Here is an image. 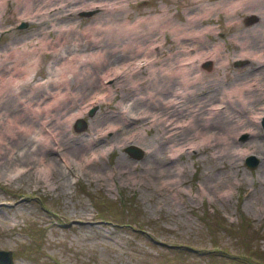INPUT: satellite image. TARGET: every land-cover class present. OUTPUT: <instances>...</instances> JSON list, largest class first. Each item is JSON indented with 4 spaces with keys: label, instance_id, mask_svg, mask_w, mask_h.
<instances>
[{
    "label": "rangeland",
    "instance_id": "obj_1",
    "mask_svg": "<svg viewBox=\"0 0 264 264\" xmlns=\"http://www.w3.org/2000/svg\"><path fill=\"white\" fill-rule=\"evenodd\" d=\"M14 1L3 0L0 12V63H8L7 67L5 64L0 66L7 69V74L0 71V74L5 73L1 74L0 79L3 80L0 81L6 79L7 83L3 82L2 87L8 85L7 89H0V132L4 127L6 134L9 130L16 134L15 139L9 134L5 136H8L3 146L6 153L0 154V250L11 252L12 264H234V256L248 254L249 250L264 253V134L258 123L251 122L254 116L264 114V100L250 107L254 108V113L261 115H250L247 112H232L237 105H221L215 96H211L215 89L213 84L224 88V84L234 83L238 77L260 71L257 63L236 59L240 50L236 45L239 41L233 39L238 34L249 41L251 49L259 48L256 46L261 42L258 28L264 25V13L260 16L254 10L264 12V4L248 7V0H33L37 14L31 11L23 20L20 14L23 9L25 11L26 0ZM94 6L97 7L94 12L87 16L79 15L94 9ZM250 15L254 20L244 21ZM21 22H25L26 26L18 28ZM107 22L118 26H110L108 30L102 26ZM52 26H58L59 35L52 30ZM59 26L63 27L60 29ZM71 26L73 29L69 30ZM146 34H150L147 42L152 41L142 44L144 52L137 50V46L132 48L127 40L130 38L133 41L139 38L138 35ZM43 40L45 42H41ZM23 42L34 43L35 46L24 45ZM116 43L121 47L114 45ZM152 43H158L159 48L153 47L150 51L148 45ZM216 44L220 45V53L217 60L214 58L209 62L210 68L206 71L202 66L209 59L199 63L197 56L203 58L202 55L215 48ZM126 45L127 54L133 55L138 51L139 56L147 55L157 62L153 71L160 73L157 75L161 78L159 85H164L170 77L174 78L177 71H183V67L175 65V53L182 51L181 60L194 56V63L198 64L195 71L189 74L183 71L181 74L192 85L191 92H195L188 98L184 96V104L201 101L204 110L214 108L212 120L215 121L227 115L231 125L237 118L245 121L244 126H238L237 130L234 124H229L230 130L226 131L230 137L238 134L233 137L234 147L229 144L231 147L224 150L227 153L222 150L224 155L221 152V157H216L212 145L216 143L218 146L220 136L213 138L212 145H198L192 151L187 140L172 141L176 137L172 133L177 130L185 134L189 132L187 135L197 142L199 138L194 137L193 125L188 132L181 126L164 133L158 132L157 124L151 123V118L146 121L133 119L129 124L127 120L123 121L120 114H126L128 110H132L131 115L147 110L146 117L160 113L149 101L159 99L160 102L161 97L170 96L172 91L168 88L167 93H164L166 90L161 92V88L153 83L155 79L150 80L149 70L132 73L139 68L133 69L131 60L126 61L131 76L122 80L112 75V67L116 66L114 63L121 61L115 59L111 50L119 51ZM24 47L34 51L37 62L33 71L22 73L17 68L13 69V64L15 49L22 50ZM186 50L191 52L185 54ZM206 57H210L209 53ZM168 58H172L173 67L162 66ZM107 62L114 66L103 76ZM74 67H77L76 71H73ZM86 70H89L87 76L91 77L85 76L84 79L76 75L77 71ZM171 70L175 71L174 74ZM52 72L54 77H50ZM179 77L175 76L177 81H181ZM13 79L20 82L19 85L15 82L16 85L13 83L11 86ZM214 79L221 82H214ZM129 80L139 81L136 88L125 84ZM176 80L172 81L177 89ZM48 81L62 86L67 84L66 89L59 86L58 91L51 86L56 90L55 94H61L63 99L59 97L55 100L48 94L54 92L50 86L47 89ZM17 89L18 92L28 90L31 99L28 97L25 99L28 102L22 105L19 99L18 103L15 96ZM184 89H181L182 92H185ZM41 95L46 96L41 98ZM97 96L105 100L96 103ZM217 96L221 99V94ZM38 98L43 101L37 104L40 109H35ZM231 99L236 100L235 95ZM185 105L180 104L178 108ZM52 108L60 111L63 117L58 116L65 130L60 132L61 145L58 146L61 148L53 156L51 153L50 157L38 160V156L30 153V140L35 137L17 133L20 132L18 120L25 113L29 116V112L30 116L33 112L52 113ZM12 109L13 112H9ZM89 109L94 110L87 116ZM76 110H81V115L73 118L74 121L69 120L72 123L64 127L65 114ZM204 110L201 109L202 117L206 116ZM177 112L175 108H168L163 117L168 116L173 122L186 118L185 111ZM79 117L84 120L85 128L76 132L73 127ZM49 121L45 123L47 126L51 124ZM245 131L253 134L248 135ZM130 137H134L131 139L140 145H129L126 141ZM87 139H92L94 144L84 146ZM162 140L166 142L161 143ZM171 141L175 147H171L174 145ZM253 141L259 142V145ZM127 147L139 150L140 156L136 158L126 153ZM148 148L154 155L147 152ZM242 153L244 156L239 158ZM26 155L28 158L24 157ZM249 156L255 161L251 168L244 165V159ZM50 158L57 168L52 169L44 183L41 181L40 162L52 166ZM71 161L73 168L68 171L65 164ZM74 162L75 165L84 164V173L75 168L77 165ZM15 169L23 175L20 172L12 175ZM59 169L65 170V179L58 177Z\"/></svg>",
    "mask_w": 264,
    "mask_h": 264
},
{
    "label": "bare ground",
    "instance_id": "obj_2",
    "mask_svg": "<svg viewBox=\"0 0 264 264\" xmlns=\"http://www.w3.org/2000/svg\"><path fill=\"white\" fill-rule=\"evenodd\" d=\"M15 1H17V0H15ZM14 1V2H15ZM234 1H236V0H234ZM249 2H250V4H249V2H248V7H251L252 5H255V6H260V5H262V4H264V0H248ZM34 2L35 1H33V0H26V2H25V6H26V8H25V6H23L24 5V3H23V8H25V11H24V9H23V13H21L20 15H21V17H23V20H24V17L27 15V16H29V14H31L30 12L31 11H35V8H36V6L34 7ZM78 2V1H77ZM233 1H231V3H232ZM2 3H3V0H0V12L2 11L1 10V7H2ZM36 3V2H35ZM98 3V2H97ZM103 3V2H102ZM16 4V3H15ZM21 4V3H20ZM79 4H81V3H79ZM246 4V3H245ZM4 5V4H3ZM6 5V4H5ZM14 5V4H13ZM36 5V4H35ZM61 5H63V4H61ZM106 5V4H105ZM96 6H97V4H96ZM247 6V5H246ZM19 7V6H18ZM18 7H17V9H18ZM20 7H21V5H20ZM52 7V6H51ZM56 7V6H55ZM95 7V6H94ZM240 7V6H239ZM110 8H112V6L111 7H109V9ZM115 8H116V6H115ZM117 8H119V7H117ZM234 8H236V7H234ZM242 8H243V6H242ZM247 8V7H246ZM246 8H244V10L246 9ZM259 8V7H258ZM257 8V9H258ZM262 8V7H261ZM38 9V8H37ZM62 9V8H61ZM22 10V9H21ZM40 10V9H39ZM67 10V9H66ZM118 10V9H117ZM120 10V9H119ZM234 10V9H233ZM243 10V9H242ZM20 11V10H19ZM64 11V10H63ZM74 11V10H73ZM75 11H77V9L75 10ZM112 11V10H111ZM125 11V10H124ZM261 10L259 9V11L258 10H254V13H260V16L262 15V13H264V12H260ZM15 12H16V9H15ZM32 12V13H33ZM51 12V11H50ZM65 12V11H64ZM120 12H121V10H120ZM35 13L37 14V10L35 11ZM47 13V12H46ZM55 13V12H54ZM57 13V12H56ZM258 13V14H259ZM1 14V13H0ZM4 15V14H3ZM55 15V14H54ZM67 15V14H66ZM47 16V15H46ZM258 16V15H257ZM42 17H44V16H42ZM51 17V16H50ZM49 17V18H50ZM256 17V16H255ZM259 17V16H258ZM1 18V17H0ZM41 18V17H40ZM47 18V17H46ZM39 19V18H38ZM42 19V18H41ZM56 19V18H55ZM48 20V19H47ZM49 21V20H48ZM264 21V20H263ZM41 24V23H40ZM43 24V23H42ZM51 24V23H50ZM115 24H117V23H115ZM187 24V23H186ZM57 25V24H56ZM73 26H74V24H73ZM73 26H71L70 28H69V30L70 29H73ZM102 26H106V28H108V30L110 29V26H118V25H114V24H112V23H109V22H107L106 24H104V25H102ZM189 26V25H188ZM187 26V27H188ZM61 27H63V26H59V28L61 29ZM1 28V27H0ZM51 28V27H50ZM52 30H56L57 28H58V26H55V27H53L52 26ZM99 29V28H98ZM98 29H96V30H98ZM258 32H259V34H260V40H261V42H259V44H257L256 46L258 47L259 46V48L257 49V50H254V49H251V47H250V44H248L249 43V41H247L244 37H239L238 36V34L235 36V39H233V40H235V41H239L236 45L238 46V48L240 49L239 50V52H238V54H237V56H236V59H247V60H249V61H252V62H255V63H257V65H258V68H260V71L259 72H256V73H250V74H247V75H244L242 78L240 77H238V78H236L233 82L234 83H231V84H224L225 85V87L223 88V87H219L218 86V84H213L215 87V89L213 90V92L214 93H216V94H213L212 95V93H211V96H215L216 97V101H219L220 102V104L221 105H228V107H229V104H235V105H237V109H236V107H235V105H234V107H235V109H233V108H229L230 110H232V112H235V113H251L250 115H258V114H260L261 115V113H259V112H257V113H254V108L253 109H251L250 107H251V105L253 104V103H258V102H261L262 100H264V25L262 26V27H259L258 28ZM41 31V30H40ZM257 31V30H256ZM56 32H57V35H59L60 34V32L58 33V31L56 30ZM124 32H126V31H124ZM257 32V33H258ZM108 34V33H107ZM259 34H258V36H259ZM37 36V35H36ZM46 36H48V33H47V35ZM107 36H109V35H107ZM137 36V35H136ZM147 36L149 37L150 36V34H146V35H138V37L139 38H137L136 40H131L130 38L129 39H127L128 40V42H129V44H131V46H132V48L134 47V46H137L138 47V49L137 50H140L141 52H144L145 51V49H144V47H143V45L142 44H144L145 42L146 43H150L152 40H150L149 42H147V40H148V38H147ZM151 37H153V36H151ZM44 38V37H43ZM42 38V39H43ZM145 38H147V39H145ZM154 38V37H153ZM40 39V38H39ZM41 39V40H42ZM141 39L142 41H139V40ZM152 39V38H151ZM238 39H240V40H238ZM117 40V39H116ZM115 40V41H116ZM27 41V40H26ZM117 41H119V40H117ZM41 42H45V40H43V41H41ZM153 42H155V41H153ZM29 44H31L30 42H28ZM28 43H26V42H23V44L24 45H27ZM123 45H124V41L123 42H121ZM261 43V44H260ZM141 44V45H140ZM32 45V47H34L35 46V44L34 43H32L31 44ZM30 45V46H31ZM76 45V44H75ZM111 45V44H110ZM114 45H117L118 47H121V45L120 44H114ZM128 45H126L123 49H121V50H119V51H116V50H111V52H113V53H111V54H113L114 55V57H115V59L116 60H120L121 61V63L119 62V63H114L116 66H114V65H112V66H114V67H112V66H110L111 64L110 63H106L105 64V68L107 69V70H105V72H104V74H103V76H105V74H107L110 70H111V68L110 67H112L113 69L111 70V74L112 75H114V76H116V78H122V80L123 79H125V78H127L128 76H131V74L132 73H135V72H138V71H142L143 69H145V70H149V71H151L150 72V74H149V76H150V80L151 81H153L154 79H155V81H153V83H155V84H157V88H161V92H163V90H166V91H164V93L166 92L167 93V90H168V88H170L171 90V93H169V95L170 96H168V97H165L166 95H164L163 97H161L162 98V100L160 99V102H159V99L158 100H156V101H149V103L151 104V105H153L154 106V108L155 109H157L158 108V110H159V112L160 113H156V114H154V115H152V114H150L148 117H146V111H138V114H132L131 115V111L132 110H128V113H126V114H124V113H122V111H121V113L122 114H120L121 115V119L123 120V121H128V124L130 123V122H132L133 121V119H140L141 118V120L142 121H146V119L148 118V119H150L151 118V120H152V122L151 123H156L157 125V127H158V132H167V131H171V129L173 130V129H176L177 127H181V128H183L182 130H187V132H188V130H190L191 129V126L193 125L194 126V128H193V130L192 131H194L195 132V135L196 136H194V137H197L198 136V138H199V140L196 142L195 140H193V137L192 136H188L187 134L189 133H187V134H185L184 132H179V131H174L175 133H172V134H174V135H172V136H176L174 139H172V141L174 142V141H178L179 139L181 140H183V141H185V140H187V142L189 143L188 145H190L188 148L189 149H191V151L193 150V149H195L196 147H198V145L200 146L201 145V147H203V145L204 146H206V145H212L213 143H210V142H212V141H214L213 140V138L215 137V136H220L219 137V141H220V143L218 144V146H217V144L216 143H214L212 146L215 148V152L213 153V154H215V156L216 157H221L220 155H222L223 154V152H222V150L224 151L225 149H227V148H229V147H231V146H229V144H231L232 142H233V137H234V135H236L234 132H236V131H234L235 129L237 130V128H238V126H241L242 124H243V126H244V123H245V121H242L241 122V120H239L238 118L236 119V122H233V126H234V130H232V131H234L233 133H234V135L232 134L231 135V137L230 136H228V134L229 133H227L226 131H228V127H230L229 126V124L230 123H228L229 122V120H228V115L227 116H224L223 118H221L220 116V118L218 119V120H212V117H213V115L212 114H215V113H213V110H214V108H205V110H204V106H202V102L200 101H197L196 103H193V104H187V105H185L184 103H185V101H183L184 100V96H186L187 98L188 97H190V95H192V93H194L195 94V92L193 91V92H191V87H192V85L191 84H189V82H187V80H185L184 78L185 77H183V75H181V74H183V71H187L188 72V74L189 73H192V72H194L195 71V67L196 66H198V64L197 65H195V63H194V56L193 57H188V58H186V59H184V60H181L183 57H181L183 54H182V51L180 52V53H175L174 54V59H177V62L175 63V65H179V66H181V67H183L184 69H183V71H177V73H173V72H175V71H173V70H171V72H172V74H174V78H169V80H168V82H166V83H164V85H159V83H160V77L159 76H157V75H159L160 73H158V72H154L153 71V69H155V65H156V61L154 60L153 61V59L152 58H149V56H147V55H143V56H139V54H138V51H135V53L132 55V54H127V52L125 51V50H127V47ZM149 47V50L150 51H152V48L153 47H156V49L157 48H159V44L157 43V45H156V43H152V44H150V45H148ZM113 47V46H112ZM111 47V48H112ZM81 48V47H80ZM213 48V47H212ZM116 49H117V47H116ZM33 50H34V48H33ZM181 50H182V48H181ZM220 45L219 44H216V47L215 48H213V49H210V50H206L207 52L205 53V54H203L202 56H203V58L202 57H198L197 56V60H198V62L200 63V62H202V61H207L208 59V61L209 62H211L212 61V59H214V58H216L217 56H218V53H220ZM191 51H185V54H188V53H190ZM6 53V52H5ZM13 54H14V52H12ZM68 53V52H67ZM71 53V52H70ZM70 53H69V55H70ZM198 53H199V49H198ZM209 53V56L210 57H206L207 56V54ZM8 54V53H7ZM12 54V55H13ZM15 54H16V56H15V60H14V64H13V69H16L17 68V70L18 71H23L22 73H25L24 71H33L32 69H33V67H35V65H36V62H37V58L34 56V51H28V50H26V48L24 47L22 50H19V49H15ZM110 54V55H111ZM119 54H121L119 57H118V55ZM135 54L137 55V56H135ZM68 55V54H67ZM200 55V54H199ZM205 55V56H204ZM59 56V55H58ZM63 56V58H65L64 57V55H62ZM222 56V55H221ZM8 57V56H7ZM67 57V56H66ZM70 57V56H69ZM73 57H74V55H73ZM73 57H72V59H73ZM81 57V56H80ZM112 57V56H111ZM196 57V56H195ZM245 57V58H244ZM57 58V57H56ZM59 58V57H58ZM63 58H62V60H63ZM121 58V59H120ZM234 58V57H233ZM11 59V58H10ZM134 59H137L136 61L134 60ZM207 59V60H206ZM235 59V58H234ZM66 60V59H65ZM81 60V59H80ZM129 60H131V63H134L133 64V66H131L133 69H135V68H139V70H137V71H134V72H132V73H130L129 71H131L130 69H129V67H127V65L126 64H128V62H126V61H129ZM168 60V61H167ZM166 61H164L163 63H162V66H174V65H172V58H168ZM216 60H217V58H216ZM9 61V60H8ZM11 61V60H10ZM207 61V62H208ZM4 62V61H3ZM3 62H1L0 63V66H3L5 63H3ZM214 62V61H213ZM13 63V62H12ZM223 63H228V62H223ZM6 64H8V63H6ZM6 64H5V66H6ZM153 64V65H152ZM150 65H152V66H150ZM223 66H224V64H222L221 65V69L223 68ZM7 67V66H6ZM87 67V66H86ZM108 67V68H107ZM37 68V67H36ZM77 68V67H76ZM76 68L74 67V69L75 70H73V71H76ZM79 68V67H78ZM85 68V67H84ZM84 68H83V70H84ZM102 68H103V66H102ZM104 68V69H105ZM70 69V68H69ZM5 71L6 72V70L7 69H3V68H1L0 67V71ZM16 70V71H17ZM51 70V69H50ZM78 70H82V69H78ZM9 71V70H8ZM36 71V70H35ZM52 71V70H51ZM20 72V73H21ZM72 72V71H71ZM27 73H29V72H27ZM72 73H74V72H72ZM76 73V72H75ZM1 74H4L5 75V73H2L1 72ZM1 74H0V76H1ZM6 74H7V72H6ZM87 74H89V70H88V72H87V70L86 71H81V72H79V71H77V76H83V78L86 76L87 78H89V77H91V76H87ZM4 75H2V76H4ZM91 75V74H90ZM176 75H180V77L179 78H181V81H177L176 80V78H175V76ZM9 76H11V75H9V73H8V77ZM13 76V75H12ZM32 76V75H31ZM50 76V75H49ZM76 76V77H77ZM157 76V77H156ZM249 76H253L252 77V79H250V78H248ZM20 77V76H19ZM50 77H54V72H52V75L50 76ZM10 78V77H9ZM12 78V77H11ZM82 77H81V79H83ZM110 78V77H109ZM19 79H21V78H19ZM85 79V78H84ZM100 79V78H99ZM174 79L177 81L176 83H177V85H179V86H177L178 88L176 89V86L175 87H173V81H174ZM0 80H3V78H1ZM5 80L6 79H4V81H0V89H7V87H8V85H7V87L5 86V87H2L3 85L2 84H7L6 82H5ZM10 80V79H9ZM120 80V79H119ZM173 80V81H172ZM196 80H199V79H195V81ZM215 81L214 82H218L219 81V83L221 82L219 79H214ZM82 81V80H81ZM84 81V80H83ZM105 81V80H104ZM118 81V80H117ZM4 82V83H3ZM15 82L17 83L18 81H14V79H13V81L11 82V86H12V84L14 83L15 84ZM68 82V81H67ZM138 82L139 81H132V80H129L128 82L127 81H125V84H127L128 85V87H130V88H136V86L138 85ZM213 82V81H212ZM213 82V83H214ZM10 83V82H9ZM19 83L20 82H18V85H19ZM71 83V82H70ZM69 83V84H70ZM90 83V82H89ZM91 83H92V81H91ZM94 83V82H93ZM152 83V82H151ZM152 83V84H153ZM175 83V82H174ZM13 84V85H14ZM23 84V83H22ZM68 84V85H69ZM103 84V83H102ZM166 84V85H165ZM16 85V84H15ZM94 85V84H93ZM49 86L51 87V86H54V87H56L57 89V91L58 90H60V89H58L59 88V86H61V87H63L64 89H66L67 88V84H65V85H59L58 83H56V82H54V81H48V85L46 86L47 87V89L49 88ZM92 86V85H91ZM97 86V85H96ZM95 86V87H96ZM169 86V87H168ZM35 87H37V86H35ZM101 87V86H100ZM183 87H185V89H184V91L186 92V94H185V92H182V88ZM208 87V86H207ZM9 88H11L10 86H9ZM22 88V87H21ZM52 88V87H51ZM62 88V89H63ZM212 88V87H211ZM12 89V88H11ZM11 89H9V90H11ZM13 89H15V88H13ZM20 89V88H19ZM89 90H90V87L88 88ZM93 89H95V88H93ZM203 89V88H202ZM46 90V89H45ZM49 90V89H48ZM52 90H54V88H52ZM56 90H54V92L52 91V93H48V94H51V96H53L52 98H54L55 100L57 99V98H62L63 99V97L61 96V94H59V93H57V94H55V91ZM88 90V91H89ZM109 90V89H108ZM194 90V89H193ZM210 90V89H209ZM212 90V89H211ZM2 91H4V90H2ZM6 91V90H5ZM12 91V90H11ZM51 91V90H50ZM68 91V90H67ZM8 92V91H7ZM7 92H3L4 94H6ZM27 92H28V90H27ZM26 91H23V90H21V91H19L18 92V89H17V91H15V96L17 97V99H16V97H15V101L17 100V102L19 103V99L21 100V105L22 104H24V103H26V102H28V101H26L25 99H27L28 97H30L29 96V94H30V92L29 93H27ZM91 92V91H90ZM159 92V91H158ZM36 93V92H35ZM47 94V93H46ZM81 94V93H80ZM158 94V93H157ZM174 94H175V96H174ZM221 94V99H217L218 98V96L217 95H220ZM11 95V94H10ZM13 95V94H12ZM11 95V96H12ZM33 95H34V93H33ZM101 95V94H100ZM162 95H163V93H162ZM200 95V94H199ZM208 95V94H207ZM235 95V98H236V100H234V101H232V99H231V96L233 97ZM2 96H4V95H2ZM5 96H7V95H5ZM46 96V95H45ZM44 95H41V98H44L45 97ZM86 96V95H85ZM150 96V95H149ZM193 96V95H192ZM210 96V97H211ZM32 97V96H31ZM31 97L29 98V99H31ZM76 97H77V95H76ZM81 97V96H80ZM88 97V96H87ZM106 97V96H105ZM204 97V96H203ZM48 98V97H47ZM168 98H171L170 100H168ZM193 98H195V97H193ZM213 98V97H212ZM24 99V100H23ZM49 99H50V97H49ZM95 101H96V103L97 102H99V101H102V100H105V98H103L102 99V97H100V96H97V97H95ZM186 99V98H185ZM192 99V98H191ZM205 99V98H204ZM2 100V99H1ZM10 100V99H9ZM48 100V99H47ZM78 100H80V99H78ZM180 100H182V101H180ZM197 100V99H196ZM30 101V100H29ZM43 100H39V98H38V100H36L35 101V106L37 107V108H35V109H40V106L39 105H37V104H39V103H41ZM58 101V100H57ZM57 101H55V103L54 104H56V102ZM91 101V100H90ZM107 101V100H106ZM194 101V100H193ZM205 101H206V99H205ZM204 101V102H205ZM8 101H6V103H7ZM34 102V101H33ZM199 102V103H198ZM17 103V104H18ZM74 103V102H73ZM144 103V102H143ZM143 103H140L141 105L143 104ZM147 103H148V101H147ZM155 103V104H154ZM211 103V102H210ZM16 104V105H17ZM32 104V103H31ZM33 104V105H34ZM69 104H70V102H69ZM138 104V103H137ZM180 104H182V105H185V106H182V108H180L181 106H180ZM217 104H218V102H217ZM216 104V105H217ZM20 105V104H19ZM20 105V106H21ZM161 105V106H160ZM205 105H210V107H211V104H208V102H207V104H206V102H205ZM213 105V104H212ZM27 106H29V105H27ZM178 106H180L179 108H178ZM214 106H215V104H214ZM219 106V105H218ZM233 106V105H232ZM5 107V106H4ZM7 107V106H6ZM13 107V106H12ZM18 107V106H17ZM22 107V106H21ZM24 107V106H23ZM22 107V109H24ZM29 107H31L32 108V106H29ZM61 106H59V108H60ZM70 107V106H69ZM125 107V106H124ZM124 107H122V109L124 108ZM126 107H128V106H126ZM206 107V106H205ZM231 107V106H230ZM27 108V107H26ZM56 108H58V107H56ZM71 108V107H70ZM153 108V107H152ZM174 109L175 108V110L176 111H185L186 112V118L185 119H182V118H180V119H178V118H176V119H178V120H176L175 122H173L172 120L170 121V118L167 116L166 118H164L163 116L165 115V113L167 112V109ZM203 108V110H204V114H206V116L205 117H202L201 116V114H203V111H201V109ZM21 109V108H20ZM30 109V108H29ZM48 109V108H47ZM47 109H45V110H47ZM67 109V108H66ZM121 109V110H122ZM126 109V108H125ZM11 110V109H10ZM9 110V112H13V109H12V111H10ZM27 110V109H26ZM26 110H23V111H26ZM32 109H30V111H31ZM51 110V109H50ZM49 110V111H50ZM141 110V109H140ZM145 110V109H144ZM224 110V109H223ZM7 111V110H6ZM36 111V110H35ZM229 111V110H228ZM14 112H15V110H14ZM17 112H18V110H17ZM15 113V114H18V113ZM21 112V111H20ZM53 112H56V111H54V109L52 108V113ZM69 112V111H68ZM73 111H71V112H69L67 115L65 114V117H64V120H63V125H64V127L66 126H69L70 124H69V122H71L72 123V121H74L73 120V118H75L76 116H79V115H81V110H76L75 112H73ZM126 112V111H125ZM149 112V111H148ZM147 112V113H148ZM177 112V113H178ZM227 112V111H226ZM6 113V112H5ZM22 113V112H21ZM20 113V114H21ZM24 113V112H23ZM30 113V115H31V112H29ZM51 112H47V111H45L44 113H35V112H33L32 113V116H28V113L25 115H23V117L22 118H19L20 116H18V115H15V116H17L18 118H19V120H18V122H20L19 124H17V125H19V131L20 132H17V133H21V134H23V135H25V136H29L30 137V135H33L34 137H35V139H34V137L33 136H31V137H33V139L34 140H30L31 142L30 143H32L31 144V146H32V148H30L31 150H30V153H32V154H35L36 156H38L39 158H38V160H41V159H43L44 160V158H46V157H48L49 155H51V153H52V156H53V154H54V152H56V151H59L60 150V148L61 147H59L58 145H61V142H60V139H61V137H62V134L60 133V132H62L63 131V128H62V124H61V121H59V117L61 118L62 116H61V114L62 113H60V111H57L56 112V114H52ZM63 113H64V110H63ZM254 113V114H253ZM13 114V113H12ZM19 114V115H20ZM51 114V115H50ZM158 114V115H157ZM172 114V113H171ZM182 114V112L181 113H179V115H181ZM220 114V113H219ZM222 114H224V113H221L220 115H222ZM226 114V113H225ZM233 114V113H232ZM14 115V114H13ZM53 115V116H52ZM262 115H264V114H262ZM59 116V117H58ZM151 116V117H150ZM173 116V118H174V115H172ZM235 116V115H234ZM7 117V116H6ZM81 117V116H80ZM124 117H126V118H124ZM183 117V116H182ZM261 116H254V118L252 119V121L251 122H254V123H259L260 121H258V119L260 118ZM10 118V120L13 118V116H12V118L11 117H9ZM8 118V119H9ZM17 118V119H18ZM49 118H50V120L51 121H49ZM63 118V117H62ZM77 118V117H76ZM131 118V119H130ZM234 118V117H233ZM16 119V120H17ZM43 119V120H42ZM53 119V120H52ZM3 120V119H2ZM13 120V119H12ZM11 120V121H12ZM41 120V121H40ZM47 120L49 121V122H51V124L49 125V126H47L46 124H47ZM69 120H72V121H69ZM233 120V119H232ZM10 121V122H11ZM234 121V120H233ZM3 122V121H2ZM9 122V121H8ZM13 122H14V120H13ZM60 122V124H58ZM12 123V122H11ZM10 123V124H11ZM17 123V122H16ZM46 123V124H45ZM3 124V123H2ZM238 124V125H237ZM55 125V126H54ZM60 125H61V127H60ZM231 125V124H230ZM231 125V126H232ZM12 126V125H11ZM115 126V125H114ZM1 128V127H0ZM10 128V127H9ZM12 128H14V127H12ZM58 128H59V130L60 131H58ZM92 128V127H91ZM112 128V127H111ZM242 128V127H241ZM4 129V130H3ZM56 129H57V131H56ZM68 129V128H67ZM94 129V128H93ZM110 129V128H109ZM118 129V128H117ZM240 129V128H239ZM3 130V131H2ZM9 130V129H8ZM112 130V129H111ZM207 130H212V132H210V131H207ZM224 130H225V132H224ZM230 130V129H229ZM242 130H243V128H242ZM4 131H6V129L3 127L2 129H1V132H0V134L2 135H0V154H5L6 153V151H5V148L3 147L4 146V140H5V138H7V137H5L7 134H9L10 135V137L11 138H13V139H15V135L16 134H14V133H11L10 132V130L9 131H7V134L4 132ZM65 131V130H64ZM63 131V132H64ZM110 131V130H109ZM112 131H114V130H112ZM239 132H240V130H238ZM176 132L178 133V134H176ZM186 132V131H185ZM191 132V131H190ZM247 132V134L248 135H252L253 133L252 132H250V131H245V133ZM35 133V134H34ZM55 133V134H54ZM57 133V134H56ZM169 133V132H168ZM182 133V134H181ZM65 134V133H64ZM105 134H107V133H105ZM202 134V135H201ZM55 135H56V137H55ZM138 135V134H137ZM142 135V134H141ZM161 135V134H160ZM159 135V136H160ZM171 135V134H170ZM191 135V134H190ZM238 135V134H237ZM143 136V135H142ZM181 136V137H180ZM188 136V137H187ZM26 137V138H27ZM154 137V136H153ZM165 137V136H164ZM163 137V139L164 140H166V138H164ZM52 140H51V139ZM63 138H64V136H63ZM131 138H134V137H130L129 139H131ZM143 138H145V137H142V139ZM155 138H157V137H155ZM187 138H189V139H187ZM216 138V137H215ZM28 139V138H27ZM127 140L126 142H128V143H130L129 145H140V143L139 142H135V140ZM140 139V138H139ZM171 139V138H170ZM212 139V140H211ZM54 140V141H53ZM68 140H71V139H68ZM67 140V141H68ZM73 140V139H72ZM153 140H154V138H153ZM8 141H12V140H8ZM18 141V140H17ZM66 141V140H65ZM171 141V142H172ZM60 144H59V143ZM80 143L82 142V141H79ZM124 142V141H123ZM160 142V141H159ZM166 142V141H165ZM165 142H163V140L161 141V143H165ZM168 142H169V139H168ZM171 143V144H174V143ZM254 143L256 142L257 143V141H253ZM252 142V143H253ZM7 143V142H6ZM18 143V142H17ZM73 143V142H72ZM86 143V142H85ZM177 143V142H176ZM259 143V142H258ZM257 143V144H258ZM13 144V143H12ZM15 144V143H14ZM22 144V143H21ZM90 144H94L93 143V140L91 139H87V144H84V146H88L89 147V145ZM179 144V143H178ZM183 145H184V143H182ZM182 144L181 145H179V146H182ZM70 145V144H69ZM73 145V144H72ZM133 145V146H134ZM143 145V144H142ZM158 145H160V144H158ZM170 145V144H169ZM168 145V146H169ZM231 145H233V147H234V144L232 143ZM259 145V144H258ZM10 146V145H9ZM34 146L36 147V148H34ZM163 146V145H162ZM175 147V144L174 145H171V147ZM186 146V145H185ZM215 146H217V147H215ZM82 147H83V144H82ZM211 147V146H210ZM11 148V147H10ZM69 147H67V149H68ZM165 148V147H164ZM177 148H178V146H177ZM212 148V147H211ZM134 149H136V148H134ZM146 149V148H145ZM168 149V148H167ZM172 150H174L173 148H171ZM178 149H180V148H178ZM258 149V148H257ZM29 150V149H28ZM137 150V149H136ZM153 150V149H152ZM161 150V149H160ZM170 150V149H169ZM182 150V149H181ZM218 150V151H217ZM253 150V149H252ZM254 150H255V148H254ZM139 151V150H138ZM197 151V150H196ZM8 152H9V150H8ZM12 152V151H11ZM147 152L148 153H150L151 152V149H149L148 148V150H147ZM173 152V151H172ZM178 152H180V151H178ZM221 152H222V154H221ZM224 152H226V151H224ZM228 152H229V150H228ZM252 152V151H251ZM254 152V151H253ZM252 152V153H253ZM26 153V152H25ZM151 153H153V152H151ZM227 153V152H226ZM225 153V154H226ZM10 154H12V153H10ZM152 155H154V153L152 154ZM156 155V154H155ZM171 155V154H170ZM224 155V154H223ZM237 155V154H236ZM8 156V155H7ZM6 156V157H7ZM29 156V155H28ZM242 156H244V153H242L241 155L239 154V158H242ZM24 157H27V155L26 156H24ZM30 157V156H29ZM50 157V156H49ZM153 157H155V156H153ZM231 157H233L232 155H231ZM12 158V157H11ZM18 158V157H17ZM28 158V157H27ZM170 158H173L172 157V155H171V157ZM1 159H3V158H1ZM19 159H21L20 157H19ZM77 159H78V157H77ZM14 160V159H13ZM47 161V160H46ZM49 161H53V160H51V158H50V160ZM8 162V161H7ZM72 162L73 161H71V162H68L67 163V165L65 164V167H66V169L68 170V171H70V169H72L73 167L71 166L72 165ZM124 162V161H123ZM172 162V161H171ZM12 163V162H11ZM41 164V173H43V175L41 176L43 179L41 180L42 182H44V181H46V179H47V176H49V174L50 173H52L51 171H52V169L53 168H57V167H55L56 165H54L53 163L54 162H52V166H46L47 164L46 163H43V162H40ZM232 164V163H231ZM49 165H50V163H49ZM74 165H75V162H74ZM77 165V167H75V168H77V170L79 169L80 171H83V173H84V170L82 169V165L84 166V164L82 163V165L81 164H76ZM75 165V166H76ZM45 167V168H44ZM72 167V168H71ZM44 168V169H43ZM62 168H64V167H62ZM16 170H18V169H15L14 171H13V173H12V175L14 174L15 175V173H17V172H20V171H17V172H15ZM44 170V171H43ZM22 171V170H21ZM64 169H62V170H58L57 171V174H58V177L59 178H64L65 179V173H64ZM20 173H22V175H23V172H20ZM69 173V172H68ZM11 175V176H12ZM35 175V174H34ZM10 176V177H11ZM40 176V175H39ZM34 177V176H33ZM41 177H38V178H40L41 179ZM8 178H9V176H8ZM14 178V177H13ZM58 178V179H59ZM135 179V178H134ZM10 180V179H9ZM15 180V179H14ZM36 181V180H35ZM13 182H15V181H13ZM36 182H38V181H36ZM44 183H46V182H44ZM61 183V182H60ZM65 183V182H64ZM37 184V183H36ZM50 189V188H49Z\"/></svg>",
    "mask_w": 264,
    "mask_h": 264
},
{
    "label": "water",
    "instance_id": "obj_3",
    "mask_svg": "<svg viewBox=\"0 0 264 264\" xmlns=\"http://www.w3.org/2000/svg\"><path fill=\"white\" fill-rule=\"evenodd\" d=\"M94 10H96V9H94ZM94 10L87 11V12L84 11V12L79 13V15L80 16H87V15H89V13L94 12ZM253 20H254V17L252 15H250L249 17H246L244 19V21H248V22L253 21ZM24 26H26L25 22L21 23L19 27L23 28ZM202 68L205 69L206 71H208L210 68L209 61H208V63L203 64ZM92 112H93V110L89 109L88 116L91 115ZM259 121H260L259 127H260L261 131H263V134H264V115H262L260 117ZM73 128H74V131H76V132H79L80 130L82 131L85 128V122L83 120L79 119L78 121L75 122ZM125 152L131 156L133 155V157H136V158L140 156V151H138L132 147H127L125 149ZM254 162L255 161L253 160V158L251 156L246 157L244 159V165L248 168H251L254 165ZM12 256L13 255H11L10 251L0 250V264H12Z\"/></svg>",
    "mask_w": 264,
    "mask_h": 264
},
{
    "label": "trees",
    "instance_id": "obj_4",
    "mask_svg": "<svg viewBox=\"0 0 264 264\" xmlns=\"http://www.w3.org/2000/svg\"><path fill=\"white\" fill-rule=\"evenodd\" d=\"M99 212L102 213V211H99ZM246 250L248 251L249 249H246ZM249 251L250 252L248 254L242 253V255L240 256H234L232 262L234 264H264V253L263 252L255 251V250H249Z\"/></svg>",
    "mask_w": 264,
    "mask_h": 264
}]
</instances>
